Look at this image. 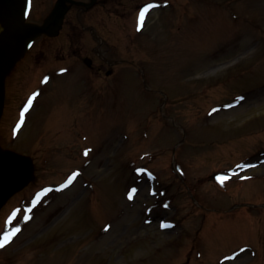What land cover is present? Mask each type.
I'll return each mask as SVG.
<instances>
[{"label":"rangeland","instance_id":"1","mask_svg":"<svg viewBox=\"0 0 264 264\" xmlns=\"http://www.w3.org/2000/svg\"><path fill=\"white\" fill-rule=\"evenodd\" d=\"M53 1L32 0L29 20L40 21ZM121 1L127 6L136 0ZM177 3H190L191 8L173 5V10L177 8L174 28L168 27V10L151 13L143 25L150 34L149 53L144 51V62L137 69L152 95L144 86L145 92L138 95L142 85L134 69L131 80L128 78L126 65L117 67L111 76H123L124 85L121 80V87L108 90L101 100L92 96L91 90L83 92L86 84H81L77 70L45 71L40 80L32 77L35 54L44 52L45 57L58 50L65 54L72 46H82L76 47L77 51L93 57L98 53L97 65L110 58L137 61L144 52L142 46L137 50L128 47V19L107 17L98 10L79 14L72 9L61 38L38 42L30 62L9 78L0 145L13 146L15 136L10 128L16 109L35 91L39 98L28 115L25 126L28 122L29 126L14 147L32 144L24 149L28 153L42 145L34 151L39 177L36 186L56 184L68 172H74L76 180L63 191L53 187L36 204L34 199H26V190L14 197L13 204L21 201L25 208L29 203L37 205V212L30 228L20 229L17 239L1 248L0 264H13L14 260V264H264V0ZM100 16L106 22L103 26L98 23ZM76 23L96 24L111 48L99 45L95 35H83L72 45L69 38ZM226 41L228 50L221 56L224 51L219 47ZM93 46L96 53L86 51ZM209 54L212 62L202 64L203 56ZM111 81L104 80L106 85ZM104 82L96 80V84ZM159 93L171 97L166 105ZM94 102L100 104L86 106ZM85 113L86 119L81 118ZM87 119L91 125L84 123ZM183 127L188 129L192 144L185 143L186 149L178 152L179 159L174 162L172 153L184 137ZM80 131L83 139L90 138L81 145L75 137V133L82 136ZM115 143L116 147L122 145L117 152ZM96 144H101L98 150ZM70 147L77 153L67 154ZM81 147H86L85 154L78 153ZM243 163L253 166L243 170ZM176 166L185 183L200 187L197 190L202 198L215 203L204 204L192 189L199 214L227 217L223 228L213 222L216 230L202 236V217L195 218L197 211L190 198L180 194L174 180ZM219 168L217 173L239 172L225 180L226 189L232 191L228 196L215 194L212 185L197 183L210 169ZM236 188L245 193L233 192ZM246 213L252 218L246 219ZM206 219L212 220V216ZM165 221L169 227L162 228ZM34 234L36 241L30 244ZM190 234L191 238L202 236L200 246L188 247ZM49 237L59 241L48 245ZM178 238L180 245L174 246ZM245 245L259 251L262 263L250 256V250L235 252ZM225 254L231 257L222 259Z\"/></svg>","mask_w":264,"mask_h":264},{"label":"water","instance_id":"2","mask_svg":"<svg viewBox=\"0 0 264 264\" xmlns=\"http://www.w3.org/2000/svg\"><path fill=\"white\" fill-rule=\"evenodd\" d=\"M24 5L25 0H0V20L7 28L0 43V108L3 100L4 75L6 69L12 65V60H16L23 53L29 40L39 33L49 32L62 16L60 8L55 13L52 23H48L45 27L23 25ZM59 6L63 7V0ZM28 177L29 169L26 162L10 153L0 152V205L19 189Z\"/></svg>","mask_w":264,"mask_h":264},{"label":"snow or ice","instance_id":"3","mask_svg":"<svg viewBox=\"0 0 264 264\" xmlns=\"http://www.w3.org/2000/svg\"><path fill=\"white\" fill-rule=\"evenodd\" d=\"M153 7V5H148L144 11H142L140 13V17H139V23L142 26L144 23V19H145V13L149 10V8ZM223 179L221 180V182H223ZM19 229H16L15 231H9L8 233H6L2 239H0V247H4L5 244L9 243L10 240L12 239V237L16 234V232H18Z\"/></svg>","mask_w":264,"mask_h":264}]
</instances>
